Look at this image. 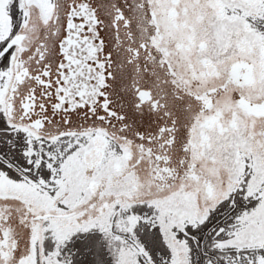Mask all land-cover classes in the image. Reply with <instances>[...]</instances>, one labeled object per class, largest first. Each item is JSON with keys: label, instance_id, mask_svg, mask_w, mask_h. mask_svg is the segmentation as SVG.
I'll return each mask as SVG.
<instances>
[{"label": "snow or ice", "instance_id": "6c2138e0", "mask_svg": "<svg viewBox=\"0 0 264 264\" xmlns=\"http://www.w3.org/2000/svg\"><path fill=\"white\" fill-rule=\"evenodd\" d=\"M0 264H264V0H0Z\"/></svg>", "mask_w": 264, "mask_h": 264}]
</instances>
